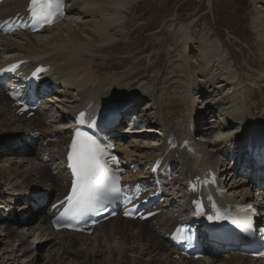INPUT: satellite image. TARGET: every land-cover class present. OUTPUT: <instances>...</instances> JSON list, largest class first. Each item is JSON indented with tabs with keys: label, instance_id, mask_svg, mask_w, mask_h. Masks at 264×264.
Instances as JSON below:
<instances>
[{
	"label": "bare ground",
	"instance_id": "1",
	"mask_svg": "<svg viewBox=\"0 0 264 264\" xmlns=\"http://www.w3.org/2000/svg\"><path fill=\"white\" fill-rule=\"evenodd\" d=\"M136 1L67 0V18L57 25L35 34H0V67L10 61L28 59L24 66L27 70L40 63L46 65L48 70L43 79L56 84L47 95L45 110L30 117L21 113L0 88V136L14 138L16 133H23L15 143L9 140L0 143V153H6L0 161V264H36L44 245L50 247L46 248L48 256L44 264H264L263 260L238 253L205 255L200 261L176 258L166 234L178 223V217L187 214L188 204L180 201V207H168L173 195L167 186L165 203L161 205L165 208L147 220L148 225L143 224L146 221L116 216L87 235L55 231L50 224L45 198L52 199V203L58 201L65 195L69 182L62 163L72 126L69 119L80 110L93 116L115 102L131 104L124 114L139 117L141 123L131 130L125 127L124 132L133 133L128 140L119 131L114 138L121 158L131 161L133 168L138 167L135 173L130 170L129 177L147 181L153 160L165 154L161 169L171 167L180 173L174 175L173 185L186 198L192 197L184 191L187 181L217 170L227 199L251 204L257 212L263 201L261 192L248 184L246 178L234 174L231 167L236 163L229 161L228 155L241 156L247 145L264 143V116H249L255 90L242 87L245 80L253 77L258 89H264V72L247 78L239 75L234 60L230 62L232 55L226 57L215 40H207L213 32L198 41L197 33H191L190 27L170 23L181 40L180 61L171 62L162 77L152 81L153 84L147 83L148 86L141 84L144 79L134 84L126 82L140 76L141 69L136 66L121 76L95 73L94 60L106 49L104 45L116 41L118 34L123 33L120 13ZM26 2L4 0L0 4V18L20 11ZM253 2L264 5V0ZM259 7L254 10L252 28L257 37L254 47L258 48L264 65V8ZM198 43L200 53L193 57ZM128 52V57H133L138 65L145 61L149 50L141 48L136 55L135 50ZM165 53L169 56L171 50ZM163 55L160 53L150 66L159 65ZM139 102H143L142 108ZM215 106L222 109L223 119L221 113H215ZM209 115L212 118L208 121ZM140 131L141 134L135 135ZM161 138L162 143L152 145ZM21 154L24 157H15ZM51 171L56 172L53 175ZM40 172L37 186L33 187V177ZM9 211L14 212L15 218L7 221ZM20 214L26 217L21 219ZM16 225L21 227L18 229ZM29 236L32 241L27 240ZM35 239L42 243L31 250Z\"/></svg>",
	"mask_w": 264,
	"mask_h": 264
},
{
	"label": "rangeland",
	"instance_id": "2",
	"mask_svg": "<svg viewBox=\"0 0 264 264\" xmlns=\"http://www.w3.org/2000/svg\"><path fill=\"white\" fill-rule=\"evenodd\" d=\"M259 5V8H264L262 4H254L253 0H137L136 2H131L128 8L120 13L124 21L123 33L118 34L116 41H113L114 44L111 41L104 45L103 48L106 46V49L103 50L101 56L95 58L93 69L97 75L121 76L123 72H128L132 67L136 66L137 69H141L140 76L126 82L134 84L144 79L145 82L143 80L141 84L145 83L144 85L146 86L153 84L154 82L152 81L156 82L159 77L161 78L163 72L168 68V65H171V62L176 63L180 61L179 56L181 47L178 45H180L181 40L177 32L173 29L174 25L170 23H181L187 28L190 27L189 31L191 33H197L198 37L196 36V39H198V41L199 37L205 39L206 35L209 36V34L213 32L214 34L207 38V40H215V42L219 44L222 54L226 57L229 56V53L232 55V59L230 58L231 60L228 59V61L230 60L232 63V60H234L235 63L233 62V65H235L239 75H243L246 78L248 75L255 77L257 74L264 72L262 71L264 70L263 62L259 59L261 55L259 54L258 48L254 47L257 43V37L252 28V18L255 15L254 10ZM170 26L173 27L171 28ZM164 39L166 42H163ZM221 42L223 45H221ZM141 48L149 50L148 54H145L150 56L151 59L150 57L142 55L146 57L145 61L137 65V61L135 62L133 57H128V54H130L128 51L135 50L136 52L134 54L136 55ZM194 49L196 51L193 53V57L199 55L200 43L195 45ZM168 50H171L169 56L165 53ZM162 52L164 55L161 58V63L155 67L150 66V62L156 61L157 57H159ZM85 59L87 60L88 57H85ZM212 65L214 66V64ZM147 76H149L150 79H148ZM244 77L243 80L245 79ZM254 80L253 77H251L250 81L245 80L242 87L245 89L247 86H250L249 89L255 90L256 97L250 101L252 109L249 112V116L252 118H259L264 116V89H258V85L254 84ZM138 104L140 108L144 106L143 102H139ZM221 111L222 109L219 108V106H215V113H221L220 119H223L224 114L223 111ZM210 118H212L211 115H209L207 120L209 121ZM125 127L126 124H122L120 133H123L122 135L124 138L128 140L130 136H133V133L127 134L124 132L126 131ZM136 130L139 131L138 129ZM139 134H141V131L136 132L135 135ZM16 135H18V133H16ZM7 136L8 135L0 136V143L4 142ZM43 145H45V143ZM5 155L6 153H0V161H3ZM23 155L24 154H21L15 157L22 158L24 157ZM51 172V174H55V172ZM39 174H41V172L33 177V187L37 186L35 184L40 178ZM52 201L53 200L50 199L48 203ZM18 216L22 219L24 216L26 217V214L23 216L20 214ZM14 218L15 215L11 220ZM148 223L149 221H146L143 224L148 225ZM16 226L18 229L21 227L19 225ZM32 239V236L27 237L28 241H32ZM41 243V240H37L36 242L35 239V243L32 245L31 250L35 249ZM58 244L57 241L54 242L55 246H58ZM159 244L160 242H157V246H159ZM73 247L77 248V244H73ZM46 248L48 249L50 247L44 245V247L39 250L36 264H44L45 258L48 256ZM233 253L235 252H231L230 254ZM218 255L222 256L225 255V253ZM198 260L200 261L202 258Z\"/></svg>",
	"mask_w": 264,
	"mask_h": 264
},
{
	"label": "snow or ice",
	"instance_id": "3",
	"mask_svg": "<svg viewBox=\"0 0 264 264\" xmlns=\"http://www.w3.org/2000/svg\"><path fill=\"white\" fill-rule=\"evenodd\" d=\"M40 5L39 8L37 6ZM63 0H31L32 17L38 21L53 22L55 15H63ZM83 116V113H81ZM98 142L86 133L76 132L67 154L74 177L71 193L66 201L71 209L85 211L108 201L116 191L118 178L112 173ZM215 209V205H213ZM209 220L223 219L219 212ZM233 223H236L233 220Z\"/></svg>",
	"mask_w": 264,
	"mask_h": 264
}]
</instances>
